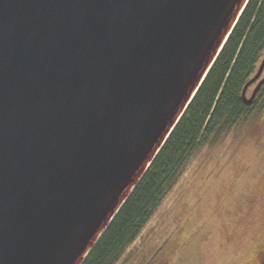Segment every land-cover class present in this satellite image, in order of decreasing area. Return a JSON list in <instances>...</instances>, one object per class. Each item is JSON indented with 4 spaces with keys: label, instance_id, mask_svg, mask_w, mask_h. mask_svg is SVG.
I'll list each match as a JSON object with an SVG mask.
<instances>
[{
    "label": "water",
    "instance_id": "1",
    "mask_svg": "<svg viewBox=\"0 0 264 264\" xmlns=\"http://www.w3.org/2000/svg\"><path fill=\"white\" fill-rule=\"evenodd\" d=\"M248 1L0 0V264L83 262Z\"/></svg>",
    "mask_w": 264,
    "mask_h": 264
},
{
    "label": "rangeland",
    "instance_id": "2",
    "mask_svg": "<svg viewBox=\"0 0 264 264\" xmlns=\"http://www.w3.org/2000/svg\"><path fill=\"white\" fill-rule=\"evenodd\" d=\"M263 249L264 106L193 152L115 264H264Z\"/></svg>",
    "mask_w": 264,
    "mask_h": 264
},
{
    "label": "trees",
    "instance_id": "3",
    "mask_svg": "<svg viewBox=\"0 0 264 264\" xmlns=\"http://www.w3.org/2000/svg\"><path fill=\"white\" fill-rule=\"evenodd\" d=\"M263 56L264 0H249L184 114L81 264H115L177 182L193 152L217 142L264 106V83L250 102L242 96Z\"/></svg>",
    "mask_w": 264,
    "mask_h": 264
},
{
    "label": "flooded vegetation",
    "instance_id": "4",
    "mask_svg": "<svg viewBox=\"0 0 264 264\" xmlns=\"http://www.w3.org/2000/svg\"><path fill=\"white\" fill-rule=\"evenodd\" d=\"M263 250H264V249H263ZM263 250H262V251H263Z\"/></svg>",
    "mask_w": 264,
    "mask_h": 264
}]
</instances>
